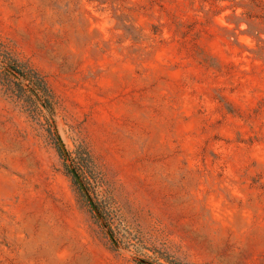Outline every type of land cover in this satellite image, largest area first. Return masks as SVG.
I'll return each instance as SVG.
<instances>
[{
	"label": "rangeland",
	"instance_id": "374dc122",
	"mask_svg": "<svg viewBox=\"0 0 264 264\" xmlns=\"http://www.w3.org/2000/svg\"><path fill=\"white\" fill-rule=\"evenodd\" d=\"M0 264H264V0H0Z\"/></svg>",
	"mask_w": 264,
	"mask_h": 264
},
{
	"label": "water",
	"instance_id": "95a60500",
	"mask_svg": "<svg viewBox=\"0 0 264 264\" xmlns=\"http://www.w3.org/2000/svg\"><path fill=\"white\" fill-rule=\"evenodd\" d=\"M60 145H61V147H62L64 153L67 155V151H66V149H65V146H64L63 142H60ZM71 172H72V174L74 175V177L76 178V180L78 181L80 187H81V188L84 190V192L86 193V195H87V197L89 198L90 203H91V205L93 206L95 212L99 215V211L97 210L96 205L94 204L93 200L90 198V196H89V194H88V192H87V189H86L85 184H84L83 181L81 180V178H80L78 172L76 171V169H75L74 167H72V166H71Z\"/></svg>",
	"mask_w": 264,
	"mask_h": 264
}]
</instances>
